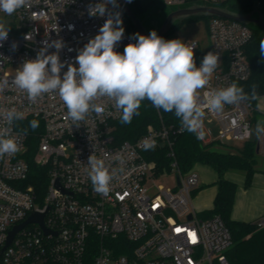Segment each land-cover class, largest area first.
I'll return each instance as SVG.
<instances>
[{"label": "built area", "instance_id": "2783aa9c", "mask_svg": "<svg viewBox=\"0 0 264 264\" xmlns=\"http://www.w3.org/2000/svg\"><path fill=\"white\" fill-rule=\"evenodd\" d=\"M138 0H117L112 12L131 8ZM166 7L190 4L217 5L224 0H156ZM102 0H30L27 7L11 16L0 12V23L9 30L7 40L0 42V112L16 109L23 119L14 121L12 135L20 151L0 158V264H230L227 251L231 236L220 217L200 219L192 206L191 194L199 184L192 170L181 173L172 151V128L148 126L135 142L116 144L115 123L121 113L108 97L93 103L104 108L102 114L90 111L79 125L68 117L67 107L58 93H44L30 101L27 93L12 84L17 69L26 59H35L48 40L63 39L65 47L59 56L72 64L78 51L105 23L104 17L90 16L89 7ZM69 25L74 26L71 30ZM208 44L187 43L194 48L197 67L203 56L213 51L218 66L208 85L198 90L201 103L204 93L224 88L232 82H245L251 70L245 48L252 39V29L236 21L211 18L207 23ZM124 32L115 50L123 53L128 43H135ZM16 47L13 48L12 45ZM71 49V51L69 50ZM55 49H49V53ZM67 71L62 69L61 75ZM248 102L225 105L220 112L205 109L204 135L213 141L203 144L247 141L252 138ZM28 119L39 122L35 136L27 131ZM0 117V127H6ZM38 131H35V133ZM31 137L36 151L33 163L47 170L48 183L42 200L33 185L28 184L30 163L26 153ZM155 148L166 146L171 158L170 172L179 178V186L162 188L154 184L155 163L146 158L144 141ZM258 155L264 157V136L256 135ZM91 155L105 159L109 170L116 169L107 195L93 190L88 176ZM121 155L123 161L115 160ZM122 169V171H121ZM58 181L59 187H56ZM44 213L43 227L29 224L19 230L6 247L9 233L24 223L32 213ZM264 228V216L254 222Z\"/></svg>", "mask_w": 264, "mask_h": 264}, {"label": "clouds", "instance_id": "9594fccd", "mask_svg": "<svg viewBox=\"0 0 264 264\" xmlns=\"http://www.w3.org/2000/svg\"><path fill=\"white\" fill-rule=\"evenodd\" d=\"M131 2V0H128ZM30 0H0V12L11 16L16 10L27 7ZM108 5L117 8V0H102L89 7L90 16L104 17L105 23L99 32L78 51L72 64L62 62L60 51L65 47L63 39L45 40L35 59H26L12 79V84L27 93L30 101H36L44 93H58L68 110L73 124L79 125L90 111L102 114L104 108L93 103L99 97L114 101V107L121 113V124H130L139 115L141 102L149 100L157 110L173 112L180 122V131L193 133L198 139L204 137L205 109L220 112L225 105H236L258 99L257 86L251 92L236 82L198 96V90L208 85L218 66L219 57L213 51L207 52L197 67L194 48L181 39L166 40L155 30L148 35L133 34L135 43H128L123 53L115 50L123 39L124 27L119 11L112 12ZM74 26L69 25L71 30ZM8 29L0 23V42L7 40ZM2 46V45H0ZM16 47L15 44L12 45ZM55 49L49 53V49ZM71 51V49H69ZM259 54L264 59V39L259 44ZM67 71L61 75L62 69ZM0 82V91L7 85ZM6 127H0V158L20 151L17 139L12 135L14 121L23 119V113L16 109L0 112ZM35 131L37 120L29 122ZM27 134V129H24ZM257 137L264 136V120H258L255 127ZM145 150L154 149L155 144L144 141ZM115 160L123 161L121 155ZM88 176L93 190L107 195L116 169L109 170L105 159L91 155L88 159ZM122 171V169H121Z\"/></svg>", "mask_w": 264, "mask_h": 264}, {"label": "trees", "instance_id": "16d2710c", "mask_svg": "<svg viewBox=\"0 0 264 264\" xmlns=\"http://www.w3.org/2000/svg\"><path fill=\"white\" fill-rule=\"evenodd\" d=\"M156 0H138L131 7L134 15L138 18L140 13H146ZM259 0H224L215 6L225 8L235 14H246L256 10V2ZM262 3L264 0H261ZM157 2V1H156ZM198 5H209L198 4ZM264 14V9L260 8ZM204 19L207 22L209 17H191L185 21ZM127 34L133 36L136 33L135 28L125 17ZM252 29V39L245 48V54L250 65L251 74L245 82L237 84L244 88L245 92H251L252 85L257 86L258 97L264 95V59L259 54V44L264 39V32ZM256 100L249 103L252 108V117L255 112ZM139 115L134 116L130 124H121L120 119L115 123L114 140L116 144L125 141L135 142L145 132L148 126L155 128L164 125L166 128H172L174 132L172 151L177 162L178 169L181 173H187L192 170L196 164L209 166L218 175L217 187L218 192L213 202L212 209L202 212L204 219H211L218 216L223 221L231 236V246L227 251V257L230 264H264V228H257L252 223H244L231 219L232 205L236 192V185L224 179L227 172H239L245 176L246 186L250 184L252 176L257 171V156L255 152L256 137L244 141L241 148L236 151H219L215 149L217 142L203 144L196 135L187 131H180L179 119L173 112H164L162 109L157 110L152 103L145 99L141 102L138 109ZM257 115V114H256ZM28 119L23 126L24 129L31 132L33 136L39 133V127L35 133L30 127ZM30 146L26 153V159L30 163V174L27 180L28 184L33 185L41 201L48 183L47 170L36 166L33 163V157L36 151L35 138L31 137ZM226 146L225 144H221ZM233 148V147H231ZM233 150V149H232ZM169 150L166 146H160L151 149L146 153V158L155 163L156 175L170 172L171 158L168 156Z\"/></svg>", "mask_w": 264, "mask_h": 264}, {"label": "crops", "instance_id": "0c3cea01", "mask_svg": "<svg viewBox=\"0 0 264 264\" xmlns=\"http://www.w3.org/2000/svg\"><path fill=\"white\" fill-rule=\"evenodd\" d=\"M255 112L258 120H264V95L255 102ZM264 158V157H261ZM257 171L252 176L251 182L246 186L244 174L227 172L224 179L236 185V192L231 211V219L244 223H254L264 216V161L258 165ZM201 165L200 184L196 190L194 204L205 212L213 207L214 199L218 192V175L209 166Z\"/></svg>", "mask_w": 264, "mask_h": 264}, {"label": "rangeland", "instance_id": "374dc122", "mask_svg": "<svg viewBox=\"0 0 264 264\" xmlns=\"http://www.w3.org/2000/svg\"><path fill=\"white\" fill-rule=\"evenodd\" d=\"M255 6L257 7L256 10H261L260 8L264 9V2L262 3V1L259 0L258 2H256ZM176 9L177 7H166L160 4L159 2L155 1L154 4L148 9L149 11H146V13H140L138 18L146 27V29L152 31L158 29L162 24L163 20L168 15V13ZM122 21H123L122 26L124 27L125 30L124 32H127L128 23L126 22L125 18H123ZM207 23L208 22L204 19L190 20V21L184 20L182 22H178L174 24L173 28L163 38H165L166 40L181 39L185 43L196 41L200 45L206 46L208 44ZM249 27L255 28L252 25H249ZM253 116L255 117V119L252 117V113H251L249 117V121L251 122L252 125L251 126L252 138H255L256 137L255 127L258 121V116L256 115V113H254ZM210 127H211V137H207L206 135H204V140L213 141V139H215L217 128L215 125H212ZM225 145L226 146H223L218 143L216 144L215 149L223 152L236 151V149L242 147L243 142L232 141ZM257 159L259 162L258 165L261 163V161H264V158H261V156H257ZM201 168H203L201 167V165H195L193 168V171L198 175L199 184H200ZM233 173H238L243 175V173H239V172H233ZM154 184L162 188H172L176 184L175 174L161 175L154 180ZM196 190L193 191L191 194L192 206L194 210L198 213V217L200 219H204L201 213L199 212L200 210L194 204Z\"/></svg>", "mask_w": 264, "mask_h": 264}, {"label": "water", "instance_id": "95a60500", "mask_svg": "<svg viewBox=\"0 0 264 264\" xmlns=\"http://www.w3.org/2000/svg\"><path fill=\"white\" fill-rule=\"evenodd\" d=\"M124 16L129 20L136 30V33L142 35H148L142 26V22L137 18L131 8H124ZM191 17H209V18H221L239 23L252 25L255 29L264 32V14L260 10H253L246 14H235L228 11L225 8L213 5H197L192 4L185 7L177 8L170 11L166 18L163 20L160 27L156 30L159 36L164 37L178 22H182ZM1 20V19H0ZM255 152L258 154V146H255ZM176 185L179 186V178L176 177ZM56 187H59L58 181ZM44 213H32L29 218L19 226H16L10 233L7 239L6 247L12 242L15 234L29 224H38L46 234L49 232L43 227Z\"/></svg>", "mask_w": 264, "mask_h": 264}, {"label": "flooded vegetation", "instance_id": "af4514ba", "mask_svg": "<svg viewBox=\"0 0 264 264\" xmlns=\"http://www.w3.org/2000/svg\"><path fill=\"white\" fill-rule=\"evenodd\" d=\"M142 26H143V28L145 29V31L147 32V33H150V31L148 30V29H146V27L143 25V23H142ZM157 29H155V31H156Z\"/></svg>", "mask_w": 264, "mask_h": 264}]
</instances>
